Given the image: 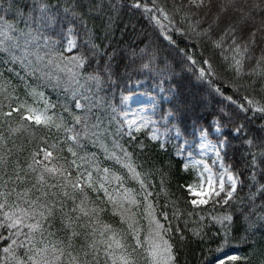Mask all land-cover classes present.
<instances>
[{"label": "snow or ice", "instance_id": "snow-or-ice-1", "mask_svg": "<svg viewBox=\"0 0 264 264\" xmlns=\"http://www.w3.org/2000/svg\"><path fill=\"white\" fill-rule=\"evenodd\" d=\"M254 12L264 8L248 0H0V264H180L212 228L221 243L206 264H264L253 239L264 229V17ZM161 51L184 74L167 58L161 67ZM148 79L150 105L129 110ZM206 97L210 119L188 127ZM236 140L247 149L238 158ZM174 166L196 173L179 185L191 209L169 198ZM238 226L233 247L251 243L248 254L227 251Z\"/></svg>", "mask_w": 264, "mask_h": 264}, {"label": "trees", "instance_id": "trees-1", "mask_svg": "<svg viewBox=\"0 0 264 264\" xmlns=\"http://www.w3.org/2000/svg\"><path fill=\"white\" fill-rule=\"evenodd\" d=\"M51 3H55L56 0H50ZM184 3H187V0H183ZM218 2V0H217ZM248 2L251 4L253 2L258 3L261 5L262 8H264V0H248ZM160 3H167V5L170 7L172 0H160ZM254 15L256 16V20L257 23L259 22V20L264 17V12H254ZM199 17H195L194 19H197ZM211 18H209L210 21ZM96 25H97V35H99V23L100 20L97 19L95 21ZM141 23H143V21H141ZM89 26H92V22L89 21ZM123 25L121 24L119 27H122ZM205 27L207 26V24L204 25ZM79 32V36H78V42L80 44H83L84 41V33L82 29H78ZM116 35L117 37H119V28H117L116 31ZM97 43H100L99 40H97ZM116 43V41H114V44ZM120 43H123L122 41H120ZM141 47L143 46L142 44L140 45ZM181 46H183V41L181 42ZM261 47H264V45H262ZM85 49H86V45H85ZM110 50V49H109ZM204 54L207 55H212L213 56V61H214V66H219L220 64V58H219V52H211L208 47H205V52ZM251 55L253 57H259L261 55V52L259 50V48L252 52ZM165 58H167L168 63L172 66V71L175 72L178 75H182L184 74V69H183V65L180 63V60L178 57L175 56L174 53H166L164 51H161L159 53V65L161 67H163V62L165 60ZM140 61L137 60V64H139ZM255 67V59L246 62V66H245V71H248L250 68ZM18 70V69H17ZM123 69L121 68V71ZM23 74V73H21ZM7 75V73L5 74ZM222 75L225 78H231L233 74L231 73H222ZM140 78V79H145V76L140 75V74H134V79L135 78ZM247 79V78H246ZM13 83H18V81H16L15 79H13ZM185 83L187 84L188 81L185 80ZM221 83H223V81H221ZM152 84L153 81L151 79H148L147 84L144 85L143 87H141V90L145 91L146 89L152 92ZM127 86V81H125L124 83V87ZM154 93L157 91L155 89ZM23 90L21 89V92ZM132 92H134L131 89ZM191 91L193 92V94L197 93V88L195 86H191ZM45 94L48 95L53 101L56 100V95L55 93L51 92V90H45ZM125 95L128 94V92L124 93ZM116 99L113 101V103L119 105L120 104V90L117 89L116 93H115ZM258 98V97H257ZM214 106V101L211 98H207L206 97V106L204 108H198L196 110L195 113L190 114L189 118L186 120V125L188 127L191 126V118L193 115L198 116L202 121L206 122L210 119V116L208 115V113L211 112L212 107ZM74 107V106H73ZM167 105H162V108H166ZM57 111H60V109L58 108ZM78 111V110H77ZM162 113V112H161ZM163 114V113H162ZM15 117H14V123L13 126H16L15 124ZM183 132V129H182ZM17 139V143H20L22 140L26 143V139L24 137L23 134H20L19 136L15 137ZM187 139H191V137H186ZM152 143V142H150ZM233 143L237 146L236 148V155L237 158L239 157V155L243 152L246 151L247 149L243 146L242 142L239 140L233 141ZM33 148L35 146H32ZM171 146L169 145V151H171ZM28 155V151L26 150L23 153L22 159L24 157H27ZM176 158L173 157V160H175ZM250 159V157H249ZM178 166H174V168L171 171V175L166 177L165 180V187L168 189L170 195V199H176V198H180V207L181 208H187V209H191V205L189 203H186V201H188L190 199L189 193L184 190L183 188H180L179 185H185L187 183H191L193 181H195L196 179V175L194 172L188 171L186 173L180 172L177 170ZM250 174L249 173H245L244 177H247V175ZM257 179L259 181V183L264 184V174H260L257 176ZM154 183L157 186V190H159V186H160V176L159 174L156 175ZM250 183V181L246 182L245 184V188L243 190V192L240 193L241 196H244L247 194L248 192V186L247 184ZM256 188L255 186L252 188V191L255 192ZM261 198L262 197H258L256 200V203L259 204L261 202ZM161 204H163L164 202V197L161 196V200H160ZM233 208H235V205H233ZM225 209L223 208H218L217 211H224ZM183 228V224L181 223L180 225ZM196 225H190V227H195ZM217 231V228H212L211 231L207 232V238L205 240V243L201 244L198 241H194L192 243H190L187 248L180 253V264H206V260L210 259V258H214L217 253H216V248L218 247V245L221 243L219 238H212V234L213 232ZM243 233V228L238 226L236 229V236L237 239H233L229 241V247L227 249L228 252L233 253V252H239L241 255L244 254H248L252 251V245L251 243H245V244H239V247H233V245H237L239 243L238 237ZM262 233H264V229H261L260 231L256 232L255 237H253V239L256 240V245H257V251L260 250V248H264V235H262ZM190 236V234H189ZM209 249L211 251H209ZM256 259H258V257H254L253 261H255Z\"/></svg>", "mask_w": 264, "mask_h": 264}, {"label": "rangeland", "instance_id": "rangeland-1", "mask_svg": "<svg viewBox=\"0 0 264 264\" xmlns=\"http://www.w3.org/2000/svg\"><path fill=\"white\" fill-rule=\"evenodd\" d=\"M135 89H137V88H135ZM29 102H31V100ZM150 103H151V100H150V97L149 96L144 95L143 92H138V94L133 95L131 97V99L129 100V102H128V109L129 110H139L141 107H147V106H149ZM145 114L146 115H150L151 114V111H148ZM159 117H160V115L158 113L153 118L154 119H160ZM129 118H131V117H129ZM189 170H191V169H189ZM191 171H193V170H191Z\"/></svg>", "mask_w": 264, "mask_h": 264}]
</instances>
